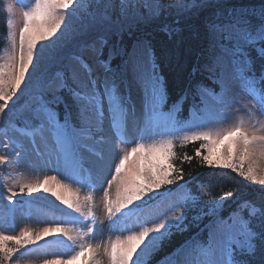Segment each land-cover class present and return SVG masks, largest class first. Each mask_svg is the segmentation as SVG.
Returning a JSON list of instances; mask_svg holds the SVG:
<instances>
[{
  "label": "snow or ice",
  "instance_id": "obj_1",
  "mask_svg": "<svg viewBox=\"0 0 264 264\" xmlns=\"http://www.w3.org/2000/svg\"><path fill=\"white\" fill-rule=\"evenodd\" d=\"M17 2L7 0L5 4L12 52L7 62L0 63V114L23 90L22 85L29 87L26 81L33 80V72L41 64L49 70L50 74L45 72L33 80L35 95L24 105L23 135L30 138L33 151L41 155L35 138L46 140L45 133L50 134L56 163L65 179L93 191L101 190L109 230L121 234L94 245L85 242L75 227H68L82 224L88 229L87 235L95 236L92 191L81 199L69 183L55 176H45L43 182L36 183L13 180L12 187L0 183V189L7 188L10 204L17 196L13 188L19 187L20 193L27 191L30 198L33 193H49L72 210L56 206L63 215L49 222L53 226L39 232L24 228L18 235H7L0 230V264H20L17 257L30 246L38 247V242L46 237H55L62 243L66 237L72 244H65L70 249L67 260L57 256L43 264H73L81 257L82 264H100L98 256L106 257L108 264H145L143 257L157 250L173 229L183 230L186 211L208 194L205 187L197 194L185 192L170 215L158 222L141 218L142 206L162 187L183 180L182 170L172 163L177 139L182 144L201 142L196 155L203 165L229 169L264 188V121L257 119V113L264 116V63L257 73L251 55L255 51L264 61V7L258 12L234 8L207 23V50L202 63L193 68L200 78L190 79L183 93L165 111L168 85L155 61L138 55L141 48L148 52V42L137 40L129 52L118 47L115 40L108 48L109 38L165 17H174V23L164 24V30L178 32L180 21L203 7V0H29L20 7L18 55L17 32L12 23ZM77 5L82 16L80 23L72 25L68 14ZM42 42L51 45L47 52ZM114 54L124 57L116 67H112ZM237 84L243 97L234 91ZM133 89L140 94L139 104L133 99ZM189 92L193 103L188 118L181 120L178 113ZM239 112L247 120L244 116L233 119V114ZM228 121L231 122L226 124ZM130 131L138 139L130 149L120 152L113 170L106 153L115 150L113 139L128 143L125 137ZM154 136L161 139L145 142ZM200 149L207 154L201 156ZM0 152L4 153L0 155V166L9 167L10 172L12 165L35 166L23 143L13 138H0ZM85 154L95 159L88 160ZM191 159L184 156L186 161ZM109 175L111 178L107 179ZM232 196L234 192L223 191L207 211L201 209L202 215L213 218L206 226L207 242L196 245L202 259L177 264H264V204L257 206L245 200L226 217L222 216L220 210ZM14 211V207L9 208V214ZM133 217L135 223L129 225L127 221ZM89 218L91 223L87 222Z\"/></svg>",
  "mask_w": 264,
  "mask_h": 264
},
{
  "label": "trees",
  "instance_id": "obj_2",
  "mask_svg": "<svg viewBox=\"0 0 264 264\" xmlns=\"http://www.w3.org/2000/svg\"><path fill=\"white\" fill-rule=\"evenodd\" d=\"M5 4V0H0V54L6 48L9 36L6 29L8 14L5 10ZM240 6L248 8V10L255 9V6L264 7V0H203V7L190 12L180 21V30L178 32L170 33L164 30V24L172 25L174 23V17H165L156 22L135 25L131 31H126L121 36L109 38L108 48L112 47L115 40L118 47H125L130 52L137 40H146L148 42L150 45L149 52L151 59L155 61L160 75L163 76L168 85V100L165 105V108L168 110L173 102L183 93L188 85V81L194 76L197 79L200 78L199 73H193V68L198 62L202 63V56L207 50V23L221 16V13L227 14L231 8ZM78 9L76 10L74 8L73 10V13L79 17L73 25L80 23L82 9L79 5ZM120 41L123 42L122 45ZM39 47L40 45H38V48ZM108 48L105 49V54H107ZM48 50L49 48L44 49L45 52ZM251 55L255 60L254 67L257 73H259L260 66L264 61L257 56L255 51H252ZM123 58L124 57L121 55L114 54L112 67H116V65L120 64ZM45 72L50 74V71L45 69L41 64V66L33 72V80L40 77ZM206 83L211 86L210 81H206ZM34 95L35 88L32 84L25 92L24 90L18 91L16 96L13 97V100L9 101L5 112L0 114V137L1 133H8L11 130L23 133L25 128L24 105L26 102H31ZM65 95L67 94L65 93ZM192 103L193 95L189 92L187 99L183 102L181 110L178 113L179 118L184 120L188 118ZM58 111L62 117L63 105L59 106ZM200 144L201 142L199 141L185 144H182L180 140L175 141L174 151L176 155L172 163L175 167L182 170L183 180L177 181L173 185L162 187L159 190V195L180 187L183 188L185 192H192L193 194H197L201 187H205L208 194L202 195L196 206L186 211L187 218L182 226L183 230L173 229L168 238L163 241L162 245L151 253V257L148 258L147 264H156L173 256L178 250L182 249L181 246H188L189 244L196 243L201 238L206 239L208 237V229L206 226L211 223L213 218L208 215H202L201 209L207 211L208 206L217 199L223 191L234 192V196L228 198L224 202L223 208L220 210V214L225 217L245 200L252 201L256 203L257 206L264 204V188L260 185L252 184L229 169H212L203 165L200 158L196 155V149L200 148ZM185 155L192 157V159L190 161L184 160ZM200 155H206L204 149H200ZM7 169L8 167L0 166V178H4V175L8 172ZM2 182L5 183L4 179ZM13 190L17 193V196L14 197L13 202L10 204L6 199L8 195L7 188L0 189V192L3 193L0 195V202L5 206L10 207L16 203H30L32 200L38 202L42 201L45 205H48L40 198V194L37 195L33 193L30 198L27 191L20 193L19 187H15ZM56 206L66 209V206L61 203H57ZM56 206L49 207L56 210L58 209ZM46 207L47 206H43L40 207V209L47 210ZM66 210L68 212L70 211L69 209ZM194 216H199L200 218L194 220ZM54 240L57 239L46 237L42 243H47L46 245H48V242ZM39 245L40 243L38 242V247ZM36 247L37 246H30L28 250ZM25 253L19 255L17 259H20Z\"/></svg>",
  "mask_w": 264,
  "mask_h": 264
},
{
  "label": "rangeland",
  "instance_id": "obj_3",
  "mask_svg": "<svg viewBox=\"0 0 264 264\" xmlns=\"http://www.w3.org/2000/svg\"><path fill=\"white\" fill-rule=\"evenodd\" d=\"M7 0H5V3ZM83 3V0H81ZM29 0H18L15 6V13L16 15L12 18V23L14 26V30L17 32V55H18V32L19 28L22 26V18L20 16V7L22 5L28 4ZM262 6H255L254 10L257 12L260 10ZM76 10L78 9V5L74 7ZM234 8H231V10ZM237 10L244 9L248 10V8L245 7H237L235 8ZM79 10V9H78ZM230 10V11H231ZM253 10V9H250ZM78 13V11H77ZM223 13H221L222 15ZM78 16L74 13L68 14V21L70 24H75V22L78 20ZM45 48H50L51 45H49L47 42H42ZM44 48V49H45ZM132 51V50H131ZM12 52V44H11V37L8 36V43L6 45V48L3 50V52L0 54V63L7 62L10 54ZM138 55H140L144 59H150L151 56L149 51L145 52L143 48L138 49ZM26 83L29 84L28 88H24L22 85L21 88L24 90V92L29 89L33 81L27 80ZM234 91L239 94L241 97H243V92L240 88V85H235ZM139 93L133 89L132 96L133 99L137 104H139ZM244 102H247V99L244 100ZM165 110V109H164ZM237 116H244V118L247 120V117L243 112L234 113L233 119H235ZM257 119L260 121H264V116H260L259 113H257ZM231 121L226 122L230 123ZM226 126V125H225ZM177 136L181 135L180 133L176 134ZM46 140H41L39 136L35 138V144L36 147L39 149L41 155H37L33 151V145L29 137L23 135V133H19L16 130H11L10 132H3L1 133V137L5 140H8L9 138H13L17 140L20 143H23L25 148L30 153V159L34 162V167H20L16 168L15 165L11 166V169L13 171L10 172V168L7 169V174L4 175V178H7L6 181H4L9 187L13 186V180L18 182H29V183H36V182H43V179L45 176L47 177H53L55 176L58 180H63L65 183H69L72 191L77 192L78 195L81 197V199L86 195L89 191L93 192L94 199H95V236L92 237L90 235H87L88 229L84 227L82 224H77L75 226L68 225V227H75L78 230V234L83 237L85 242H90L92 244H103L107 243L109 239H114L116 235H120L121 233L118 231H110L108 226V221L106 218L105 211L102 206V193L101 190L97 189L93 191L90 188H86L82 186L79 183H74L69 180L65 179V176L63 174L62 168L57 165L56 163V157L54 152V144L53 141H49L51 138L50 134L45 133ZM126 140L129 142L124 144L120 143L119 141L113 139L112 143L115 146V150L106 153V161L112 162V167L114 170V163L118 162L119 160V154L122 150L130 149L133 146V141L135 139H138L136 137L135 133L129 132V134L125 137ZM161 139L160 136H154V137H147L145 142H152L153 140L159 141ZM221 151V148L218 147L216 149V152L219 153ZM0 154H4L3 152H0ZM205 154H207L205 150ZM88 160L95 159V157L90 156L88 154H85ZM51 161V162H49ZM138 162V161H137ZM129 164H132V161H129ZM87 163L85 164V167H87ZM134 166V165H133ZM111 176L109 175L107 179H110ZM2 181V179H1ZM106 187V184L104 185ZM15 188V187H14ZM100 191V193H99ZM160 191L151 199L147 201L146 206H142V211L140 213L141 218H148L150 220L158 222L159 219L163 218L165 215H170L172 211H174L178 206L179 202L181 200V197L184 195V192L182 191V188H179L175 191H168L164 193L163 195H159ZM40 196L41 199H43L49 206H56L57 203H60L59 201L55 200V197H51L49 193H43L38 192L36 193ZM112 195H115L114 187L112 189ZM48 205H45L42 201H30V203H23L19 204L16 203L13 206L15 211L9 214V206H5L3 203L0 202V230L5 231L7 235H18L19 232L27 228L28 230L32 232H39L45 227H51L53 224L49 223L51 221L56 220L58 217H61L62 215H59L57 213L52 212L54 209L50 208ZM47 206V210H41L40 207ZM59 208V207H58ZM71 212L72 210L69 209ZM55 211H58L56 209ZM46 214H53V216L48 217L49 215ZM75 215L79 216L80 214L76 213ZM92 218H89L87 221L88 223H91ZM136 218L133 217L130 220L127 221L129 225H132L135 223ZM47 238H55V237H47ZM65 243H62L60 239L50 241L47 243H42V241H39L40 245L39 247L33 248L31 250H28L24 256H22L20 260V264H43L44 260H52L57 258L59 256L60 259L67 260L68 254L70 253V249L65 246V244H72L71 241H67V238H62ZM207 239H199L198 242L192 243L183 249L176 252L172 257L166 259L165 261H162L158 264H177V261H184L189 260L192 262H195L197 259H202L198 257V253L196 251V245L198 243H206ZM80 241H77L79 243ZM42 243V244H41ZM78 250V249H77ZM154 252V251H153ZM151 257V254L148 256L143 257L145 264H147L148 258ZM82 257L78 259L77 261L73 262V264H82ZM98 260H100V264H108V260L104 256H98Z\"/></svg>",
  "mask_w": 264,
  "mask_h": 264
},
{
  "label": "bare ground",
  "instance_id": "obj_4",
  "mask_svg": "<svg viewBox=\"0 0 264 264\" xmlns=\"http://www.w3.org/2000/svg\"><path fill=\"white\" fill-rule=\"evenodd\" d=\"M99 193H100V191H99ZM101 193H102V191H101ZM103 194V193H102Z\"/></svg>",
  "mask_w": 264,
  "mask_h": 264
}]
</instances>
